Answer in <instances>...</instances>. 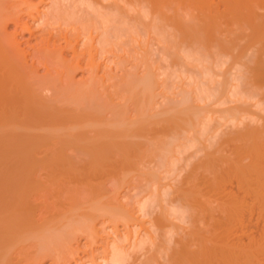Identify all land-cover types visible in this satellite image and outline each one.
Returning <instances> with one entry per match:
<instances>
[{"label": "bare ground", "instance_id": "6f19581e", "mask_svg": "<svg viewBox=\"0 0 264 264\" xmlns=\"http://www.w3.org/2000/svg\"><path fill=\"white\" fill-rule=\"evenodd\" d=\"M100 1H102V0H100ZM103 1H110V3L106 4V6L103 5V7H104L105 11L108 10L107 12L112 18L111 23H113L114 25L112 24V27L109 29H107V27H106L105 32L100 35V37H99L100 39L97 38L99 41L98 40L95 41V42L98 41L97 45L99 44L98 45V47H100L99 50H102L103 52H105L104 50L108 51V49L110 50V48H113V46L118 47V44H120V45L122 44V48H123V46L126 45V44H123L125 41L123 43H119V42L121 40L120 38L124 37V35H126L123 32H126L125 30L127 28L124 30V29H122L123 27L121 28L120 26H117V25H121V26L126 25V24L128 25L130 22H132L130 24V25H132V29L130 26H128V27L130 28L129 31L132 30L135 32V34L133 32H130L128 34V29L126 32L128 34L126 36H129V37H130V34L132 35V33H133V36H131L132 39H130V41H132L133 43H134V41H136V37L138 36L137 34H139L138 33L139 30L140 31L142 30L145 33V40H146V35H149V39H148L149 41L148 40L145 41L146 43L148 42L147 44H143L144 42L142 43V40H140L141 42L138 40V42L145 45L144 47L142 46V44L140 46L141 47L140 50L142 49L141 51L143 52V53H141V55H142L141 59L144 57L143 55H145V54L148 55L150 53H151L150 55L152 57V51H150V49L147 45L153 46V43H155V41H156V44L159 43L161 45L160 46L158 44L160 46V49H161L160 51H162V49H164L163 51H167L169 53V55L167 54L168 55L167 56L165 54L167 52H164L165 56L168 57V61H169L170 57L171 58L173 57L172 59H175V60L171 59L172 63H174L173 65L177 66V64H179L182 68V69L180 68L179 70H182V71L184 70L186 72V74L190 73V74L198 77V78L196 77L198 81L197 80L195 81V79H194L195 77L191 78V76H189L191 81L193 80L194 83L196 82V87H194L195 85L193 87L195 88L194 91L196 90L197 94L199 96V97H197V96L193 97V95H192L191 100L193 98H198L197 101L200 99L201 101L203 100L204 102H205V100H207V101H209V100L214 101L215 100L216 103H219V105L220 104L222 105V103H224V105H225L226 102L228 105L231 102H233V103L237 104V106H234L231 108L229 107V109L227 108V110H225V111L223 110V113H224L223 115L222 114H220L221 116L218 115L219 120L224 121L225 124L229 123L231 125V127H233V129L230 130V132H228L229 131V129H228L227 133H225L226 130H224V129H223L225 131L224 133H222V131H220V134H219V131L215 132V131H217V129H220V127L218 128V126H220V124L218 123L217 128H214V129L212 128L213 134H209L210 129H208L207 122H206V120H209V118H208L209 116L207 117V119H206V116H203V115H200L199 116L200 118L197 117V115L195 114V112H196L195 108L196 107H194V105L192 103L191 104L193 106L190 105L189 107L194 108V109H191V111L193 110L194 116L191 115L192 112H191V114H189L190 113L189 111H187L188 114L186 116L189 117V115H190L193 118H195V117H197V119L199 118L197 121H196V119L194 120V121H196L195 122L196 124L192 123V121H193L191 119L192 117L191 118L189 117L188 119L182 118L183 114L181 116L178 115L181 118V119L178 118L179 122H176V121H178V119L173 118V117H169L166 120L167 122L166 121L164 122V125H165V123L166 124L168 123V125H170V126L172 125L171 124L172 122L177 123L178 124V126L176 127L177 131H178V127H180V126H181L180 129L184 126L182 128V130L184 129L183 132L185 130L188 131L187 129H189V127L187 128V126L185 127V125L181 123V121H183V123L190 124L192 127H194V125H195L197 128V125H198V132H200L202 134H204V132L206 134V132H207L208 135H205V134H204L205 136L203 135L204 138L206 136H208L206 140L204 138H202L201 135L198 136L199 138H197V137L189 138L186 136L187 138L190 139V141L187 140V138H185V140H183V141H186L185 143H187V144H185V143L184 144L190 145L191 144L190 142H192V144L190 146H186L187 148L182 143L181 144L183 145V147H182V145L179 144V146L183 148V150L181 152H185L187 149H189L188 147L196 148L195 146L197 143L195 144V146H193V141H194V143L198 142V140H200V137L202 138V140L204 139L206 141L204 143L207 146H209V148L211 147L213 149V147H212L213 145H215L216 147L213 151L209 150V148L205 149L206 146H204V148L201 151H200V149L197 150L199 152H202L203 159L201 157H199L200 161H199V165L198 166L196 165L197 167L195 165H194V167H192L193 164L192 165L190 164L192 168L189 166L191 168V170L188 168L189 172H187V173L185 172V170L187 168L186 169L184 168L185 170H183V171L186 174H184V177L182 175V178H181L182 180H180L179 182H177V180H176L177 184H179L177 188L175 187L176 189L173 186L171 188L170 187L171 185H167L168 186L167 188L164 187L162 190H159L158 188L161 185L160 184L161 182H160L159 183L160 185L157 188L160 191V193L157 192V194H156V191H158V190L155 187V189H156L155 194H154V192L152 194L153 197L156 195V198H157V199L155 198V200L152 198L155 201V202H153L154 206H155L156 202H157L156 203L157 207L159 204H162V208L160 207L162 212L160 211V208L158 207L160 213H158L156 215L157 218L154 216L155 217L154 223H153V225H150L151 227L152 226L155 227L154 228L155 230L153 231V233L155 234V238H154V236L152 237L153 234L149 235L152 232H150V233L148 232L149 234L147 233L148 235L145 236L144 239L142 238V240L137 241V243L136 242L131 243L130 249L132 251L129 249L130 250L129 252H127L128 250H126L125 248H122L120 246L118 247V245H116V244L119 241L116 240V238H115L114 240L118 241V242L110 244V246H109L110 249L106 250V253H105L106 256L104 257V259L101 258L102 260H100V261H102V264H128L132 260V259H130V257H131L130 252L132 253L134 251V253H135V250L138 251L140 249V250H145L147 252L146 256H145V254L142 255V253L140 252L141 255L143 256V259L142 258L136 259L139 257H136V258L134 257V260L131 262L132 264H158V263L160 264L161 262H162V264H163V262H166L167 264H168V262L170 264L171 263L173 264L180 257L188 258V263L190 262V259H198V261H200V262L202 260L203 264H207L210 256L212 257L214 254H216L214 256L218 255L215 258L213 257L215 259L214 261H217V262L219 261V259H220L219 254L224 255L223 257H225V256L228 257V254H229V258H230V256L234 255L235 258L234 257H231V258L238 260V261L236 260L237 262L235 261L236 262L235 263L234 260L232 259L233 260V262H232V260L230 258L229 259L230 263L241 264L240 262L243 259H240V258H242V257L245 258L248 255H250V257L252 256V254H250L252 249L250 250V248H249V251H248V247H251V245H253V244L260 243L259 241H261L260 237L257 238V240L255 239L257 242L254 240H252V241L250 240V238L252 237V236L250 237V234H252V233H250V230L252 227V223H251L252 217L254 216L253 213L256 211L257 220L260 219L261 222H264V116H262V114L257 115L256 113H252L251 112L252 110H250L249 107H247V108L243 107V106H246V105H243L246 100L256 98L257 101H255V104L251 105V107L253 106V108L255 107V109L256 108L260 109L259 112L264 111V15H260L257 12H255L257 10L255 7L258 6L260 3H258V5H255V7H254V4L257 3V2L254 3L255 0L254 1L253 0H249V1L244 0L245 2H242V3H246V2L248 3V2L253 1L251 4L253 7L251 5H249V8H246L245 6H247L246 5L247 3L246 4L241 3L242 5L240 4V7L242 6V8H244L243 10H245L243 12H240L241 9H238L239 7L237 8L235 6H234L235 10H234V8L229 9V7L232 6V3L234 4V0H226L225 5L221 3L222 5L221 4L220 5L222 7L225 6V8L227 10L225 8H224L225 10L222 8V10H224V11H222L223 13L221 12L220 17H222L224 19L226 14L224 16H222V14H224L225 11H226V13H227V11H229V15L234 17V18L232 17V19H236V21H237V23L235 22L237 25H235V23H233V22L231 23V21L228 22L226 20L227 17H229V15H228L225 19L226 22L229 23L228 28L230 26L231 27H236V26L238 27L239 26L241 29V32H242V29L243 30L247 29L248 32H250V33H247V31L245 30L246 31L245 33L248 35L245 34L244 36H241V33H239L237 31L238 29L236 30L237 34H236L235 29H234V31H235L234 35L235 34L237 35V36L236 35L234 36L235 38H233V39L228 38L227 40L226 39L222 40L224 38L223 35H225V38H226V36L230 37L231 35H230V33H223V34L220 33V35H219V32L221 31V30L219 31V29L223 28L222 21H221V23L219 22L220 18L216 20L217 23H216V21H214L213 18L211 21L210 20L211 17H208L209 20L207 18H205V19L203 18L204 20L197 22L198 20L197 21L194 20L196 17V14L191 13L194 11V12L199 14L198 16H201V15L206 16L207 14L212 13V15L215 14L214 16L215 17L217 16V18H218L219 16L217 15V11H214L212 9V7H213L212 4L215 5V0H214V3H213V0H159L157 2L155 0L156 3H152V1H150V0L149 1L144 0V2H147L148 5L145 3L141 6H140V3L141 4L144 3V2H141L142 0H140V1L139 0H103ZM137 1L140 3L138 4ZM257 1L258 2L262 1V3H264V0H257ZM73 2H74V0H39L38 3H35L34 0H12V1L0 0V264H42V262H44L45 260L47 261V259L50 260L52 264H71L72 255L75 252H76L75 254H77V252H78L75 246L73 248L72 244L74 242H72V240L76 241V239H77L76 236H79V235L81 236V234L85 233V232L89 233V236L85 235V236L89 237V238L86 237L87 240L88 239L93 240L94 238L98 239L97 237H91L92 235H94V234H92V233H94V229H96L93 226V225H95L93 222L95 221L96 217L99 218L101 216L100 214L103 215V213H104L103 207L105 206V205L103 207L99 206L100 201L96 205V203H97L96 200L98 199V198L96 199V197H98L99 192L101 190H99V192L97 193V196H95L93 199H91V198L93 197L94 192L91 194L89 193L90 195L89 194L87 195V197L88 196H92V197L87 198L86 195L85 196L83 195V194H86L85 192H87V190H89L88 192H91L89 187H87L88 189H85L86 187H84V185H83L82 186L83 190L80 191L81 189H79V188L81 187V185L77 182L81 183V181H82L81 176H83V175L81 172L82 167L80 168L81 169L80 170L79 166L75 162L76 157L80 158L82 156L83 157L85 156V158H88V160L85 159L86 161L80 160V163L85 162V164L83 163L84 165H86V163L88 162L87 164H88L89 169L86 170V173H87V171H88V173L84 174L85 177L88 174H91L92 176H97V175H93L92 172L93 173L95 172V174H96V172L98 173L99 169H100V171L102 169H104V172H106V170L108 171L110 169V170H112L111 171L112 175L114 174V172L117 171V169H118V171H119V169H123L124 171H122L121 173H118V171L115 173V174H120V176L116 177L117 175L116 176L114 175V178L116 177L115 180L119 178L118 183H120V184H122V182H120V180L122 181L124 179L125 174L127 172H130V171L135 169L136 163L134 160L137 159L138 157H139V159H142V157L140 158L142 151H141V154L139 152V154H140L139 155L138 150L139 149L141 150L143 148H141L138 144L134 143V141L131 142V140L129 138L137 137V138H135V139H137V141H135V142L138 143V139H140V138L142 139L141 136H144V134L146 133V128L148 127V126H146V124L148 123V121L146 123L142 118L148 113L147 110H148V107L151 106L152 100L153 101L155 100V99H152L153 98V92H154V91H152V84H153V86H156V88L154 87L156 90L159 89V88H157L158 85H159V87H161L160 86L161 84H158L159 83L158 79H157L158 77L156 78L157 80H155V79L152 80V78H155V77H153V75L155 76V73H154L155 71L153 72V70H154L153 66H151L153 70L152 71L149 70L151 72V75H150L149 71H148L149 74L146 72L147 71L146 66L147 65L149 66V64H148L149 61H146V60L150 56L146 59L143 58V61L145 59L144 62L140 59L143 62L142 64L147 62L146 64L143 65V68L146 65L145 66L146 71H144L145 74H143L144 72L142 73L143 75H146V73H147V76L143 77V75L140 74L139 76H142V78L141 77L136 78L138 73L137 72L135 73V71L133 72V68L131 67V68H129V69H131V71L130 70H128V71H130L131 73L133 72L134 75L129 73V72L127 73V71H125L124 74H126V75H124L125 76L124 79L121 80V84L116 83L117 84L116 87L119 86L118 89H120V94H122V95L125 94L123 97L126 96L125 97L126 101L122 97L121 100H116L115 102L113 101L114 103H112V101H110V100L113 97V94H112L113 91L110 89V90H108V92L109 91L111 92L112 97H110L109 98L110 100H108V98H107L108 96H106L105 99H107V101L104 102V98L102 99L101 96H99L98 94H100V92H101L102 93L101 95H104L105 90H103V88H102L103 91H100L101 88L98 89L99 91L97 90V88L101 87L100 80H97V82H99V83H97L96 85L92 84V85L96 86L95 89L93 88L94 86H92L87 81H85V83H81V84L75 82V84H74L72 81V80H74L72 75L74 73L77 74L76 73L77 69L81 70V68H82L81 65L83 63H85L84 64L85 67L83 68V70H85V68L87 69L85 71H88V69L89 70L94 69L95 64L97 65V68L99 67L98 66L99 63L98 64L95 63V60L97 59V57L94 58V54L91 52L92 50H94L93 52L95 53L97 48L95 47L92 49V47H93L92 41H94V40H93L92 36L90 35L91 33L89 34V32H87V30L89 29L87 27H90V26H88V24L85 23L86 20L84 19V17H86L87 14H84V12L86 13L87 9H92L94 6L99 5V3H101V2H99V0H78L74 3ZM77 2H79L78 5L76 4ZM222 2L224 3V1H222ZM240 2H241V0H240ZM240 2H237V3H240ZM262 3L257 7L258 9L262 5ZM181 4H182V6L185 5L186 7H183L184 8L183 9L181 7ZM216 4L219 5L218 3H216ZM243 5H245V6H243ZM75 6L76 7L80 6V8L82 7L81 11H79V12L76 11L77 8H79V7L75 8ZM101 6H102V3H101ZM215 7H217V6H215ZM165 8H167V9H169V11H171V12H169V11L166 12V13L171 14L170 18L172 19V20L171 19L169 20L171 23L170 28L168 27L169 30L167 28L168 23L166 26L164 23V22H168V21H166L167 19L165 21L163 20L164 26L162 24H160V23H162L161 18L162 19H163V17L166 18V16L164 15L165 14L164 11H167V10ZM236 8L238 9V11ZM181 9H183V10H181ZM217 9H219V6L217 7ZM260 9H264V5H262V7H260ZM180 10L181 11L185 10V12H181ZM253 10H255V11H253ZM89 11L90 10H88L87 13H89ZM134 11H135V14L133 13ZM220 11H218V12H220ZM130 13H132L134 15H132V14L130 15ZM80 14H82L83 17L80 16ZM190 14H192V16L195 15V17L194 18L188 17V16H190ZM218 14H220V13H218ZM89 15H91V12L89 13ZM106 15H107V13H106ZM160 15L161 16L164 15V16L160 17ZM91 17H92V15H91ZM98 17H99V15H98ZM148 18H150V19H148ZM86 19L88 21V18H86ZM29 20H31V22H33V24L37 23V25H39V26L40 25L44 26V28H46L44 30L45 33H42L40 36H38V35L35 36L33 29L28 24ZM83 20H85V21H83ZM104 20H106V19H104ZM114 22L117 23V25H115ZM9 23L10 24L12 23V25L14 26L13 32L7 31ZM91 23L89 22V24H91ZM217 24H221V25H219L218 29H217V27H218ZM230 24H232V25H230ZM75 25H77V26L82 25L81 26L82 30L77 29V26L72 28V26H75ZM106 25H107V23H106ZM53 26L54 27L58 26V28H59V29L57 28L58 30H56V28H55L54 29L55 32H57V31H59L57 33L63 32L62 34H60V36L57 35V33H56L57 38L55 37L56 35H54L55 33L54 34L52 33L54 31L52 28ZM83 26L86 27V30H85V28L83 29ZM92 26H94L93 23H92ZM161 26H163V27H161ZM50 27L52 29H50ZM63 27H65V28H63ZM224 27H225V25H224ZM61 28H63V29H61ZM163 28H165V30ZM64 29H66L67 31ZM68 29H70L71 31L73 30L74 32H72V33L73 34L76 33V35H78V33L80 35L81 34L80 32H83V30H84L86 34L84 33V34L80 35V37L81 36L85 37L87 35V33L91 36V38L89 35L87 36L88 40L90 38L89 42L86 39L87 37L85 38V40H87V42L84 40V37L82 39L83 42L85 41L84 42L85 44L83 43L85 48L86 49L88 48L85 53H83V52L78 53L77 48H75L72 45L73 43L79 41V40H77V38L79 39V37H77L76 35L74 36L71 32H69L70 30L68 31ZM225 29H226V27H225ZM225 29H224V32H225ZM79 30H80V32H78ZM88 31H90V30H88ZM170 31H172V32L175 31V32H173L174 33L173 34V33H170ZM22 32L28 33V35H29L28 38L35 39V43L33 42L34 44H32V43L29 44L26 41L27 43H25V45H27V46L25 48H22V43L20 42V40H18V35H21ZM66 32L67 33L69 32V34H67ZM217 32H218V34H217ZM229 32H231V31H229ZM70 33H71V35L74 36V38L76 37L75 39L77 41L73 40ZM231 34H233V33H231ZM238 34H239V36H238ZM68 35H70V37L72 38L71 40H73L74 42L70 41V37ZM67 36L69 39L67 38ZM134 36H136V37H134ZM139 36L137 37V39H139ZM177 37H179L178 38L179 41L176 40ZM220 37H222V39H220ZM232 37H233V35H232ZM244 37H245V39L247 38L246 39L247 41H249L251 43L253 41L254 43L248 44L246 46H242V44L243 45L245 44ZM125 38H128V37H125ZM147 38H148V36H147ZM238 39L239 40L241 39L239 45L237 44V42L239 41ZM236 40H238V41L236 42ZM60 41H63L64 45H61L60 43H62V42H60ZM130 41H128L129 45H130ZM243 41H244V43L241 44V42H243ZM88 43H90V44L88 45ZM184 44L189 45L188 50L184 49V47H183ZM74 45H77V44L75 43ZM86 45H88V47H86ZM93 45H95V44H93ZM131 45H132V43H131ZM180 45L183 48L180 47ZM188 45H187V47H188ZM258 45H259V47H257L258 48L257 49L256 46H258ZM159 46H157V47H159ZM132 47H133V45H132ZM132 47H131V49H132ZM252 47L255 49L252 50L251 49ZM143 48H145L146 50L145 49L143 50ZM81 49H83V48H81ZM113 49L116 50L118 48H113ZM128 49H129V47H128ZM64 50H69V52L71 51L69 59H67L68 55H66V57L64 56V53H63ZM102 51H100L99 53H101ZM163 51H162V53H163ZM97 52H98V50H97ZM138 52H139V49H138ZM145 52H149V53H145ZM101 55L105 56L104 54H101ZM95 56H97V55L95 54ZM137 62L139 63V60L136 61V64H137ZM150 63H152L151 60H150ZM164 63H166V62L164 61ZM227 63L229 65V68H227L228 70L224 71L221 74L220 73L217 74V72L215 70L222 68V66L223 65L225 66V64L227 65ZM132 64H134V63H132ZM136 64H134V65H136ZM139 64H141V62ZM139 64H137V65H139ZM88 66H89V68H88ZM117 66H119V65H117ZM121 66H122V64H121ZM136 66H133V67H136ZM149 67H148V69H151ZM171 67H173V66L171 65ZM39 68H41L43 70V74L39 75ZM177 68H179V67H177ZM173 69H175V67ZM134 70H136V69L134 68ZM90 71H88L89 72L88 75L90 76L91 74H93L95 76L96 73H93L94 70L92 72H90ZM95 71H97V70H95ZM182 71H179V73H182ZM184 71H183V73H185ZM102 72H103V70H102ZM152 72H153V74H152ZM83 76H84V74H83ZM89 76H87V77H89ZM91 76L89 77L90 81H92V79H90ZM156 76H157V73H156ZM168 76L171 77L172 75L171 76L168 75ZM218 76H219V78H221V81H216V79H217L216 77H218ZM120 77H122V76L120 75ZM169 77H167L166 79H168ZM92 78L94 79L93 81H95V82H91V83H96L95 77L92 76ZM98 78L102 79L100 77H98ZM178 78H179V76H178ZM87 80H88V78H87ZM168 80H170V78ZM81 81H83V80H81ZM153 81L156 85L153 83ZM156 81H157V83H156ZM167 81H165V82H167ZM77 82H80V81H77ZM165 84L167 85V83H165ZM98 85H100V86H98ZM170 86L172 87V83ZM110 87H112V89H113V86H110ZM169 87H166V88L169 89ZM183 87H184V85H183ZM185 87H187V86H185ZM168 89H166V90H168ZM113 90L116 91V88ZM163 90H165V88L162 89V87H161L162 93L164 92ZM96 91H98L99 93ZM182 91H184V90H181V92ZM45 92H47V94H49V95L45 96V95H47V94L44 95ZM157 92H156V94H158ZM114 93L118 94L117 91ZM108 94H110V93H108ZM116 94H114V97ZM193 94H195V93H193ZM161 96H163V95H161ZM164 96L166 97V95H164ZM180 97H182V95ZM185 97L189 98V95L185 96ZM116 98L118 99V97H116ZM191 100L186 99L185 101H187V102L183 101L182 103H179V105L181 106V104H183L182 106L185 107L187 104V106H188L189 105L188 102H190ZM195 100L196 99H194V101ZM200 100H199V102H200ZM117 101H119V102L125 101V102L124 103L122 102L121 105H118L116 103ZM128 101H130L129 103L133 104V105L132 104L130 105L133 107L129 106L130 109L131 108L133 109L135 107V110L133 109L132 111H135L134 115H136V116L131 115V117H133V116L136 117V121H132L129 119L130 116L128 117V115H129L128 113H130V112H128V110H130V109H128V108H126L127 110L124 109V106H126L125 103L126 102L128 103ZM213 101H212V103H214ZM212 103H210V105ZM123 104H125V105L123 106ZM177 104H178V101H177ZM177 104H176V110L177 111L180 108H184L182 106L178 107ZM227 105H226V107H227ZM241 105H242V107H241ZM60 106H62L63 108H60ZM68 106H71V109L68 108ZM127 107H128V104H127ZM207 107H209V106H207ZM190 108L187 107V109H190ZM168 109H165L164 111L166 112ZM211 109H212V107H211ZM151 110H152V108H151ZM104 111H107L109 113L110 118L107 119L104 117V115H103ZM153 111H154V109H153ZM156 112H158V111H156ZM169 112H170V109H169ZM183 112H184V110H183ZM183 112H181V113H183ZM259 112H258V114H259ZM162 113H163V111H162ZM171 113L173 114V111H171ZM209 113H213V112H209ZM215 113H216V111H215ZM155 115H154V118L157 117V115L156 116ZM201 116L204 118L201 119ZM134 117H133V119H134ZM157 118H159V117H157ZM150 119H151V117H150ZM246 119L249 121L250 124L247 123L248 121L245 122ZM156 120L153 119L152 122L154 123V121H156ZM199 120H202V121H199ZM150 121H149L150 124H147L149 126L151 125ZM213 122H215V121H213ZM153 123H152V125H154V127L158 126L157 124L155 125ZM156 123H158V122H156ZM209 123H211V121ZM179 124H181V125L179 126ZM214 124H216V123H214ZM164 125H162V126H164ZM211 127H212V125H211ZM162 128L164 129V127H162ZM222 128H221V130H222ZM147 129H149V128H147ZM166 129L168 130V128H166ZM180 129H179V132L182 133L181 132L182 130L180 131ZM193 129L195 132H197V130H195V128H193ZM199 129H200V131H199ZM206 129H207V131H205ZM156 131H158V130H156ZM177 131L173 132L175 134H173V133L172 134L176 135ZM154 132H155V130H154ZM169 132H170V129H169ZM195 132H190V133L192 134ZM198 132H197V134H198ZM157 134L159 136V133H157ZM192 135H195V134H192ZM138 136H140V138ZM179 136L181 138V134H179ZM146 138H147V136H146ZM154 138L158 142L159 139H157L156 137H154ZM172 138H170L171 142H173V141L176 142L175 139L178 137H176L175 139H174V137H172ZM128 139L130 141H128ZM143 139H144V137H143ZM202 140H200V142H201L200 148H201V145L203 143ZM140 141L141 140H139V143L140 144L142 143V145H143L144 141L143 142H140ZM165 141H166V139H165ZM180 141H181V139H180ZM145 142H146V139H145ZM148 143H150V142H148ZM151 143L153 145V142H151ZM151 143H150V145L147 144L148 146H150V148H152ZM166 143H168V141H166ZM188 143H190V144H188ZM166 145H168L167 148H170V149L172 146H174V144H172L170 146H169V144H166ZM176 145H178V144H176ZM148 146H146V147H148ZM179 146L177 147L178 149H179ZM198 147H199V144L197 145V148ZM177 148L175 147L173 149H177ZM173 149H172V151H173ZM178 149L176 150V152L178 151ZM184 149H185V151H184ZM147 150H149V148ZM167 150L166 151L164 150V151L167 153H170ZM207 150H209V152ZM197 151L195 150L194 153ZM181 152L179 154V151H178V153L175 154L176 155L175 157L177 158V155L179 154V156H178V158H179L182 155ZM218 152H225V154L227 153L228 155L216 157L215 154ZM143 153H144V151H143ZM172 154H173V152H172ZM189 154H187V155H189ZM168 155H165V157L163 156L164 159L166 157L168 158L169 157ZM195 155H196V153H195ZM153 156H154V154H153ZM153 156H150V158H153ZM157 156H160V154ZM171 156L173 157V155H171ZM163 157H162V159H163ZM175 157H173L174 160H172L174 162V164L176 161ZM182 157H180V158H182ZM191 157H193V155ZM191 157H190V159H191ZM180 158H179L180 161L178 160L177 163H179V162L181 163ZM188 158H189V156L187 157V159ZM139 159H137V160H139ZM158 159H160V158H158ZM195 159H197V158H195ZM195 159L193 161H195ZM201 160H203V161H201ZM158 161L160 163L161 159ZM164 161H162V163L164 162V164L168 166L169 163L167 162L168 164H166V159ZM189 161L190 160L188 159L186 166H187V164L189 165V163L192 160L190 162ZM193 161H192V163H193ZM173 162H172V164H173ZM184 162H185V160H184ZM175 165H174V168L177 167V164H175ZM159 166H162V165H159ZM184 166H185V163H184ZM184 166H182V168ZM83 167L85 168V166H83ZM200 167L202 169H200ZM161 168H164V166H162ZM197 168H199L201 171L204 169L205 172H207L210 175V177H212V178H210L208 175L205 178L206 174H203L205 176L203 178L202 185L205 187V190H204L205 194H206V190H207V193H208L207 195H209L208 191H211V189L212 190L216 189L215 192H217V197L214 198V201L216 202V203H214V206H216L217 204L218 205L216 207L217 209L216 208H214V209H216L215 212H217V214L222 215L224 213L223 215L229 216L230 213H232L231 211L233 209H235L234 206L237 203L241 202V203L245 204V207H244L245 209L242 207L240 209L244 210L246 212V214L249 215V216L247 215V217H250V218L248 220H245L244 222H241V226L239 227L240 228V231H239L240 235L239 236L234 235L235 230L232 229L231 230L232 232L230 231V229L232 228V227H230L231 225L226 227L227 232H231V234L229 233V234H226L224 236L222 235L223 233H220V231H219L220 228L216 229L219 231L220 234H216V232L213 231L214 230L213 226L210 225L211 227H208L209 224H211L212 222H213L212 225L214 224V222L216 223L215 225H217L219 221L223 222V218H221V216L219 217V215H217V217L215 216L216 219L218 218L217 220L216 219H214L213 221L209 220L210 217H212L210 214L211 213L210 211H209V213H207L208 209H209L207 207H209V203H210L209 198L206 197L207 195L204 196V194H201L204 197V199H203L204 201L201 202L200 200H202V198L199 194H197L199 191L196 192V190H198V188L200 187V183H195L197 178L200 179V177H199L200 174L199 175H197V174H198V172L201 173L200 170L197 173H193V172H195V169H197ZM137 169H139V167ZM171 169L173 170V167L170 168V172H171ZM110 170H109V172H110ZM179 170L181 172H183L181 168ZM84 171H85V169H84ZM109 172H107L106 175L111 174ZM132 172L135 173V171H132ZM159 172H158V174H159ZM102 173H103V171H102ZM98 174H100V173H98ZM130 174H133V173H130ZM130 174H126V177H127V178L125 177L126 180L128 178H131V177H129ZM158 174H153V172H151V174L149 173V177H152V178L155 177L156 178L158 176ZM173 174H171V175H173ZM194 174H196L197 177H194ZM171 175H170V177H171ZM92 176H90L89 178H91ZM179 176H181V174ZM172 177H174V176H172ZM223 177H225V180ZM89 178L86 177L83 179V181H85V179L86 180L88 179L86 182L89 183L91 180ZM149 179L151 180V178H149ZM149 179H148V181H149ZM140 180H141V178H140ZM143 180L145 181V179H142L141 181H143ZM156 180H157V178H156ZM193 180H195V182ZM218 180H220L223 183L221 184V182H219ZM105 181H107V180H105ZM86 182H84L85 185L87 184ZM91 182H93V181H91ZM128 182H127V184H128ZM138 182L140 183L139 180H138ZM157 182H158V180H157ZM165 182H168V181H165ZM69 184H71V185L75 184V185L69 186ZM78 184L80 187H78ZM97 184H98V182H97ZM108 184H109V182H108ZM155 184L153 183V185H155ZM198 184H199V187H198ZM117 185H119V184H117ZM157 185H158V183H157ZM172 185H175V184H172ZM233 186H235L234 187L235 189H233ZM118 187H121V185H119ZM135 188H136V186H135ZM207 188H210V190H208ZM143 189L146 190V188H143ZM232 189L235 192H233ZM83 191H85V192H83ZM146 191L148 192V190H146ZM202 191H201V193H204V191L203 192ZM236 191H237V193H236ZM101 192H100V195L102 197L103 194ZM151 196L148 195V197H151ZM118 197H119V195H118ZM85 198H86V200H85ZM93 200H95L96 203ZM150 200H151V198H150ZM91 201L94 202V203H92L93 206H94V204L96 206L91 208V210H90L89 209L90 207H88V205H89V203H91ZM84 202L86 203V205L88 203V205L86 207H83V205H85ZM117 202H120V201H117ZM147 202H149V201L147 200ZM147 202L143 203L141 209H138V210H140V212L143 211V209L146 205H148ZM189 202L190 203L192 202V204L194 203L195 205L198 203L197 205L198 206L201 205V208H202V206L204 208L206 207L205 212L207 214H206V216L205 215L204 216L206 218L208 217L206 220H208V222L210 221L211 223L207 224L208 226H206V227H208V228L203 229V231H204L203 234L201 233V231L199 232L200 235L199 234L197 235V233H196V235L193 234V231L197 232L199 229L202 230V228H201L202 226L199 227V225H198L199 223H197V225H195V227H198L199 229L195 228L197 230H194V226L192 223L193 220H191L190 222L188 221L190 219V215L192 214V211L195 212L197 210V208L199 209V207L196 205L197 206L196 210L191 209L192 211H189V214H188V211H187L188 207L186 209V205L188 206ZM185 203H187V204H185ZM103 204H105V203H103ZM103 204H101V205H103ZM144 204H146V205H144ZM152 204H150V202H149L148 206L152 207ZM114 205L117 208L119 207L116 204H114ZM113 206H111V208ZM190 206H191V204L189 205V208L194 207V206H191V207ZM219 206L223 207V211H222V208H221V210H218V209H220ZM241 206H242V204H241ZM82 207H83V209L84 208L88 209L89 214H90V211L91 212L93 211L96 213V215L98 214L100 216H98V215L93 216L94 215L93 212L91 213L92 215L91 214L89 215L86 211L85 212H79ZM113 208L111 209L112 216L110 215L111 216L110 218L112 220H113V218H115L114 219L115 222L119 221V220L121 221V220H123V218L125 216H127L124 213V208H121L122 210L121 209L117 210V209H115V207H113ZM237 208H236V211H237ZM131 211H133V210H131ZM220 211H222L223 213ZM236 211H234V213L231 214L233 217H235L234 215H237V213L235 214ZM197 212H196V214H197ZM218 212H220L222 214H220ZM239 212L240 211H238V213ZM142 214H144V213H142ZM223 215H222V217H224ZM186 216H188V217H186ZM226 216H225V218H226ZM238 216L239 215H237L236 217H238ZM110 218H109V221H110ZM171 218L175 219L176 221L178 220L177 222L172 221L174 223H179L181 221L180 223L183 224V220H184V221H188L189 224H192V226L190 225L188 227V229L189 228L191 229V227H193V229L188 230L186 228L187 229L186 231H189V232H187L186 234L184 233V237H185V235H187V238H184L182 236L181 237L182 239L178 238L179 239L178 240L177 236H175L176 238H174V240L172 239V230L174 228L170 227V225L167 223L168 219L171 220ZM187 218H189V219L186 220ZM225 218H224V221H225ZM228 218H230V217H227V219ZM128 219H131V218L128 217ZM128 219H125V220L128 221ZM191 219H193V217ZM220 219H222V220H220ZM228 220H231V219H228ZM233 220L236 223L235 218L232 219L231 221H233ZM127 221H125V225H126ZM227 221H225V222H227ZM169 222L171 223V221H169ZM206 223H207V221H206ZM219 223H221V222H219ZM122 224H124V223L122 222ZM179 224H178V226H179ZM222 224H224L226 226L228 225V224H225L223 222V223H221V225L219 224L218 227L223 226ZM231 224H232V222H231ZM234 224H232V225L234 226ZM235 225L237 228L238 227L237 224H235ZM122 226L124 227V225H122ZM258 226H259V224H258ZM125 227L127 228V225ZM111 228H114V227H111ZM179 228H180V226H179ZM209 228L213 229L212 233H210L211 230H209ZM224 228H225V226H224ZM236 228H234V229H236ZM256 228H258V227H256ZM259 228H261V227H259ZM177 230H179V229H177ZM182 230H183V228H182ZM184 230H185V228H184ZM129 231L130 230L128 229V232ZM225 231H226V229H225ZM78 232H80V233L82 232V233L80 234ZM128 232H127V234H128ZM239 232H238V234H239ZM256 232H257V230H256ZM76 233H78V235H76ZM90 233L92 234L91 236H90ZM262 233H264V232H262ZM204 234H206V235L209 234V235L206 236ZM83 235L84 234H82V236ZM117 235H119V234L117 233ZM143 235H144V233H143ZM190 235L192 236L191 239L189 238ZM193 235H195V236H193ZM262 236H264V235L261 234V237ZM120 237H122V236H120ZM158 238L160 240H162L161 242L163 243V244L160 243V244H162L161 245L162 247L161 246L158 247V248H161L162 250L161 249H158V250L163 252L164 254L160 252L159 255L158 254L156 255V253H159V252H157L158 250L156 248L157 247V245H156L157 241H160V240H157ZM252 239H254V238H252ZM128 240H129V238L127 239V241ZM127 241H126V243H127ZM250 241H251V243L253 241L255 243L251 244ZM121 242H119V243L122 244ZM262 242H264V241H262ZM249 243L251 244L250 246H249ZM88 244H90V243H88ZM172 244L177 245L178 248L177 249L173 248L175 245L172 247L171 246ZM192 244L194 247L196 245V248H194V250H191V248H189V247H192ZM108 245H107V247H108ZM145 245L146 246L148 245L150 247L147 246L145 248L144 247ZM158 246H159V243H158ZM261 246H262V244H260L256 248L264 247V246H262V247ZM68 247H71L72 249H70V250H72V251H69ZM154 247H155V249H154ZM254 247H255V245H254ZM254 247H253L254 250L252 251V253H254V251L256 249ZM64 248L68 249V251L66 250L67 252L65 251V253H64ZM147 248H149V250H146ZM74 249H76V250H74ZM78 250H79V248H78ZM257 250L262 251L264 249H257ZM73 251H75V252H73ZM247 251H248V253H247ZM256 251H255V254L259 253L258 251L257 252ZM84 253H85V251H84ZM262 253H264V251H262ZM240 254L241 255L243 254V256H241ZM161 255H163V256H161ZM239 255H240V258L238 257ZM73 256H75V255H73ZM93 256H95V255H93ZM157 256H158L157 259L160 260L159 262L156 259ZM160 256H161V259H163V261L160 259ZM253 256L255 257V255H253ZM77 257H78V255H77ZM252 257L250 260H252ZM216 258H218V260ZM94 259H95V257H94ZM206 259H208V260H206ZM222 259H224V258H222V256H221V261H222ZM227 260H228V258H227ZM254 260L257 261V259L253 258L252 264H255ZM185 261H187V260H184V262ZM192 261L193 260H191V262ZM203 261H205V262H203ZM212 261H213V259L210 258L209 263L210 262L212 263ZM214 261L212 264L215 263ZM245 261H247V258L245 259ZM249 261H247V263ZM88 262H90V261H88ZM96 262L93 261L91 263L96 264ZM181 262H183V259L181 260ZM184 262L182 264H188V263H184ZM225 262L221 263V264H230V263H227V261H225ZM250 262H249V264H250ZM193 263L194 262H192V264ZM74 264H76V262H74Z\"/></svg>", "mask_w": 264, "mask_h": 264}, {"label": "rangeland", "instance_id": "374dc122", "mask_svg": "<svg viewBox=\"0 0 264 264\" xmlns=\"http://www.w3.org/2000/svg\"><path fill=\"white\" fill-rule=\"evenodd\" d=\"M10 1H12V0H10ZM38 1L39 0H34V2L35 3H38ZM76 1H78V0H74V2H76ZM140 1V0H139ZM146 1V0H145ZM147 1H149V0H147ZM150 1H152V3H156L157 1H159V0H156V2H155V0L153 1V0H150ZM222 1H224V3L222 2ZM225 1L226 0H215V5L214 4H212V9L214 10V11H217V15L219 16L218 18H217V16L215 17L214 15L215 14H213L212 15V13L211 14H207L205 17L204 16H198L199 14L198 13H196V12H191V13H195L196 14V17H195V15L194 16H192V14H190V16H188V17H195V21H197V22H199V21H202V20H204L205 18H207L208 20H209V18L208 17H211L210 18V20L212 21V18L214 19V21H216L217 19H219V22L221 23V21H222V26H223V28H220L219 29V35H220V33L221 34H223V33H230V37L228 36H226V38H225V35H223L224 36V38L222 39V37H220V39H222V40H224V39H228V38H235L234 36L237 34V31L239 32V33H241V36H244L246 33V31H247V33H250V32H248V30L247 29H242V32H241V29H240V27L238 28L237 26L236 27H229L228 28V26H229V23H227L226 22V20L228 21V22H230L231 21V23L233 22V23H237V21H236V19H232V17L233 16H231V15H229V11H227V13H226V11L224 12V14H222V16H224L225 14V17H224V19L222 18V17H220L221 16V12L222 11H224L226 8H225V6L224 7H222L221 5L222 4H224L225 5ZM245 1H249V0H245ZM244 0H241V2H240V0L238 1V0H234V4L232 3V8L231 7H229V9H233L234 8V10H235V7H239L238 9H241L240 10V12H243V11H245V10H243L244 8H242V6L240 7V4L242 3V2H245ZM254 1V0H253ZM252 1V2H253ZM73 2V3H74ZM99 2H101L102 3V6H101V3H99V5H97V6H94L92 9H87V12H88V10H90L89 11V13L91 12V15H92V17H91V15H89V13H85L84 12V14H87L86 15V17H84V19L86 20V22L85 23H87L88 24V26H90V27H87V28H89L88 30H90V31H88L87 30V32H89V34L92 36V38H93V40L94 41H92L93 42V44H95V45H93L91 42V44H92V49L93 48H97V50H98V52H97V50H96V52L94 53L93 51L94 50H92L91 52L94 54V58H96L97 57V59L95 60V63H99V67L97 68V65L95 64V67H94V69H88V71H90V72H92L93 70L95 71V70H97V71H93V73H96L95 74V76L93 75V74H91L93 77H95V79H96V83H91V82H95V81H93L94 79L92 78V76H91V78L90 79H92V81H90L89 80V75H88V71H85V70H87L86 68H85V70H83V68L85 67V63H83L82 65H81V70L79 69H77V74H73L72 75V77H73V79L75 80H72L73 81V83L75 84V82L76 83H79V84H81V83H85V81H87L88 83H90L91 85L92 84H94V85H96L97 83H99V82H97V80H100V85H101V87H99V88H97V90L98 89H100V91H103V90H105L104 91V95H101L102 93L100 92V94H98L99 96H101V98L103 99L104 98V102L105 101H107V99H105V97L106 96H108L107 98H108V100H110L109 98L110 97H112L111 95L113 94V97H114V94H116V93H114V92H116L117 91V93L118 94H116L115 95V97L113 98H111V100L110 101H112V103H114L116 100H121L122 99V97L125 95H122V94H120V89H118V87H116L117 86V84L119 83V84H121V80L122 79H124V75H126V74H124L125 73V71H127V73L129 72V73H131L130 71H131V69H129V68H133V72L135 71V73L137 72L138 73V75H137V77L136 78H142V76H139L140 74L141 75H143V74H145V72L144 71H146V69H145V66H144V68H143V65L144 64H146L147 62H145L144 64H142L144 61H145V59L146 58H148L149 56V60L147 59L146 61H149V66L147 65L146 67H147V73H148V71L150 70V71H152L153 69H152V67L151 66H153V68H154V70H153V72L155 73V76L153 75V77H155V78H152V80L153 79H155V80H157L158 79V84H161L160 86L162 87V89H164L165 88V90H163L164 92L162 93L161 92V87H159V85H158V87L157 88H159V89H155L156 88V86H153V84H152V91H154L153 92V98L152 99H155L154 101L152 100V104H151V106H149L148 107V110H147V114L142 118L146 123H147V121H148V123L147 124H150L149 123V121L151 122V127L149 126V125H147L146 124V126H148L147 128H149V129H147L146 128V133L144 134V136H141L142 137V139L140 138V136H138L140 139H138V143L137 142H135V141H137V139H135V138H137V137H132V138H129L130 140H131V142H133L134 141V143H136V144H138L141 148H143V149H139L138 150V154H139V152H140V154H141V151H142V154L144 155H140V158L142 157V159H139V157L137 158V159H139V160H137V159H135L134 161H135V163H136V165H135V169L134 170H132V171H135V173L134 172H132V171H130V172H127L126 174H130V173H133V174H130V176L129 177H131V178H128L127 180L125 179V177H126V174H125V177H124V179L121 181L120 180V182H122V184H120V183H118L119 181H118V179H116L115 180V178L116 177H118V176H120V174H115L117 171H118V169H117V171L116 172H114V174L112 175V170H110V172H109V170L107 171L106 170V172H104V169H102L101 171H100V169H99V171H98V173H102V171H103V173L100 175V174H98L97 172H96V174H95V172L93 173L92 172V174L93 175H97V176H92L91 174H88L86 177L87 178H89L90 176H92L91 178H89V179H91L90 180V184L89 183H87L86 181L88 180H86L85 179V181H83V179L84 178H86L85 177V175L84 174H87L88 173V171H87V173H86V170L87 169H89V167H88V162L86 163V165H84L85 164V162H82V163H80V160H83V161H86V160H88V158H85V156L83 157H80V158H77L76 157V159H75V162L77 163V165L79 166V169L82 167V170H81V172H82V175L84 176H81L80 178L82 179V181H81V183L80 182H77V183H79L80 185H81V187L79 186V184H78V187H80L79 189H81L80 191H82L83 189H82V186L84 185V187H86L85 189H88L87 187H89L90 188V191L91 192H88L89 190H87V192H85V191H83V192H85L86 194H83L84 196L86 195V197H87V195L90 193H93V197L92 196H88V197H92L91 199H93L95 196H97V193L99 192V190H103L101 193L103 194L102 195V197H101V195H100V192H99V195H98V197H96V199L98 200H96V202H95V200H93L95 203H96V205L98 204V202L100 201V205L99 206H104L103 208H104V213H103V215L102 214H100V215H98V216H100L99 218H95V221L93 222L95 225H93L94 226V228H96V229H94V233H92V234H94V235H92L91 233H90V236L91 237H97L98 239H86V237L87 236H89V233H82V234H84L83 236H82V234L80 233V232H78V233H80L81 234V236L79 235V236H76V235H78V233H76V237H77V239H76V241H73L72 240V242H74L73 244H72V246H73V248H74V246L76 247V249H77V254H75L76 252L75 251H73V252H75L73 255H75V256H73L72 255V257H71V264H74V262H76V264L78 263V264H90L91 262H96V264H102V261H100V260H102V259H104V257L106 256V250H109L110 249V244H112V243H116V242H121L122 244H120L119 242L116 244V245H118V247L120 246V247H122V248H125L126 250H128L127 252H129L131 249H130V246H131V243H134V242H136L137 243V241H139V240H142V238L144 239L145 238V236H147L150 232H152L151 234H149V235H152V237L154 236V238H155V234L153 233V231L155 230L154 228V226H150V225H153V223H154V219H155V217L157 218V214L158 213H160V211H161V208H162V204H159L158 205V207L160 208V211H159V208L156 206V203H155V206L157 207H155L154 206V203L153 202H155L154 200H155V198H156V195L153 197V192H154V194H155V190L158 188V186H159V190H162L164 187H168L167 185H171L170 187L172 188V186L175 188H177L178 187V185L179 184H177V182H179L180 180H182L181 178H182V175H183V177H184V174H186L187 172H189V169L191 170V168L192 167H194V165L196 166H198L199 165V161H200V159H199V157H201L202 159H203V157H202V152H199V151H197L198 149H200V151L204 148V146H206V148L205 149H207V148H209V146H207L204 142H206L205 140L207 139V137L208 136H206L205 138H204V136L205 135H208L207 134V132H206V134H205V132H204V134H202V133H200V132H198V125H197V128H196V126L194 125V127H192L190 124H185V123H183V121H181V123L182 124H184L185 125V127L187 126V128L189 127V129H187L188 131H184L183 132V130H182V128L184 127H182L181 129H180V125L181 124H179V126L180 127H178V131L176 130V127L178 126V124L177 123H171L172 125L170 126V125H168V123L166 124L165 123V125H164V122L169 118V117H173V118H176V119H178V118H180L179 116H181L182 114V118H184V119H188L189 117L191 118L192 116H194L193 114V110L191 111V109H194V108H190L189 106L190 105H194V107H196L195 109V114L197 115V117H199L200 115H203V116H206V119H207V117L209 118V120H206V122H207V127H208V129H210V132H209V134H213V132H212V128L214 129V128H217V125H218V123L220 124V126H218V128L220 127V129H217V131H215V132H218L219 131V134H220V131H222V133H224L225 131L224 130H226V132L225 133H227V130L229 129V131L228 132H230V130H232L233 129V127H231V125L229 124V123H224V121H221V120H219V116H221L220 114H224L223 113V110L225 111V110H227V108L229 109V107L231 108V107H234V106H237V104H235V103H233V102H231L230 104H228L227 105V102L225 103V105H224V103H222V105L220 104L219 105V103H216V101L214 100H209V101H207V100H205V102L202 100H200V102H199V100L197 101V99L198 98H193L192 100H191V98H192V95H193V97H199L198 96V94H197V91L195 90L194 91V87H196V82L194 83V81L192 80L191 81V79H190V77L189 76H191V78H194L195 79V81L197 80V76H195V75H192V74H190V73H188V74H186V72L185 73H183V71L182 70H179L180 68H181V66L179 65V64H177V66H175V65H173L174 63H172V60H175V59H172L171 57H170V59H169V61H168V57H166L165 56V54L167 55H169V53L167 52V51H163L164 49H162V51H163V53H162V51H160L161 49H160V46L158 45V44H156V41H155V43H153V46L152 45H147L148 47H149V49H150V51H152V57H151V53L150 54H145V53H149V52H145L144 54L145 55H143L144 57L143 58H145L144 59V61H143V58L141 59V53H143L141 50H140V46H141V44L143 43V44H147L145 41L146 40H148L149 39V35H146V40H145V33L141 30H139L138 31V33L139 34H137L138 36H139V39H137V37L136 36H134V37H136V41H134V43L132 42V41H130V39H132V37L131 36H133V33L135 34V32L134 31H129L130 30V28L128 27V26H130L131 27V29H132V25H130L132 22H130L128 25L126 24V25H117V23H115V25H117V26H120L122 29H128V34L130 33V32H133L132 33V35L130 34V37L129 36H126V35H128L126 32H127V29L125 30L126 32H123L124 34H126V35H124V37H121L120 39V42L119 43H123L124 41V43L123 44H126V45H124L123 46V48H122V44L120 45V44H118V47H115V46H113V48H118V49H113V48H110V50L108 49V51H106V50H104L105 52H103L102 50H99V48L100 47H98V45H97V43H98V39L97 38H99L100 37V35L102 34V33H104L105 32V28L107 27V29H109V28H111L112 27V24L113 23H111V16L108 14V10L107 11H105L104 10V7H103V5H105L106 6V4H108V3H110V1H100L99 0ZM105 2V3H104ZM141 2H144V0H142ZM237 2H240V3H236ZM252 2H246V3H242V4H246L247 6H245V5H243V6H245L246 8H249V5H251L252 4ZM255 2H257V3H255ZM78 3L79 2H77L76 4L78 5ZM137 3L139 4L140 2H138L137 1ZM147 4V2H144V3H140V6L141 5H143V4ZM213 3H214V0H213ZM216 3H218L219 5H217ZM222 3V4H221ZM254 7H255V5H258V3H262V1H260V2H258L257 0H255L254 1ZM122 4V3H121ZM221 4V5H220ZM241 4V5H242ZM259 4V5H260ZM75 5V4H74ZM148 5V4H147ZM258 5V6H259ZM262 5H264V3H262ZM262 5L260 6V7H262ZM81 6V5H80ZM80 6H77V7H79L80 8ZM99 6V7H98ZM101 6V7H100ZM108 6V5H107ZM139 6V5H138ZM146 6V5H145ZM215 6H219V9H217V7H215ZM235 6V7H234ZM252 6V5H251ZM250 6V7H251ZM258 6H256L255 8L257 9L256 11L255 10H253V11H255V12H257L258 14H260V15H264V9H260V7H259V9L257 8ZM76 6H75V8H77ZM103 7V8H102ZM181 7L183 8V7H186L185 5H183L182 6V4H181ZM180 7V8H181ZM253 7V6H252ZM79 8H77V10L76 11H81V8L79 9ZM217 10H216V9ZM222 8L224 9V10H222ZM236 8V9H237ZM254 8V9H255ZM137 9V8H136ZM167 10V11H164V10ZM163 11H164V15L166 16V18L165 17H163V16H161L160 15V17H163V19L161 18V21H162V23H160V24H162L163 25V20L165 21L166 19V21H168V22H164L165 23V26L167 25V23H168V25H167V28L169 27L170 28V17H171V14H169V13H166V12H168L169 11V9H167V8H165ZM184 9V8H183ZM183 9H181V10H183ZM238 9H237V11H238ZM253 9V8H252ZM180 10V11H181ZM186 10V9H185ZM185 10L184 11H181V12H185ZM221 10V11H220ZM227 10V9H226ZM105 11V12H104ZM218 11H220V12H218ZM169 12H171V11H169ZM234 12V11H233ZM106 13H107V15H106ZM134 14H135V11L133 12ZM218 13H220V14H218ZM223 13V12H222ZM256 13V14H257ZM79 14V13H78ZM132 13H130V15H131ZM134 14H132V15H134ZM95 15V16H94ZM98 15H99V17H98ZM211 15V16H210ZM229 15V17H227ZM80 16H82L83 17V15L82 14H80ZM105 16V17H104ZM173 16V15H172ZM184 16V15H183ZM91 17V18H90ZM159 17V16H158ZM185 17V16H184ZM183 17V18H184ZM202 17V18H201ZM215 17V18H214ZM226 17H227V19H226ZM231 17V18H230ZM86 18H88V21H87V19ZM100 18V19H99ZM182 18V17H181ZM204 18V19H203ZM234 18V17H233ZM104 19H106V20H104ZM148 19H150V18H148ZM147 19V20H148ZM160 19V18H159ZM186 19V18H185ZM189 19V18H188ZM226 19V20H225ZM231 19V20H230ZM85 20H83V21H85ZM172 20V19H171ZM193 20V19H192ZM193 20V21H194ZM107 21V22H106ZM149 21V20H148ZM147 21V22H148ZM160 21V22H161ZM89 22L91 23H93L94 24V26H92V23L91 24H89ZM32 23V24H31ZM84 23V24H85ZM106 23H107V25H106ZM216 23H217V21H216ZM235 23V25H237ZM28 24L31 26V28L33 29V32H34V35L35 36H40L42 33H45V29L46 28H44V26H42V25H37V23H34L33 24V22H31V20H29L28 21ZM78 24V23H77ZM225 25V27H226V29H225V27H224V25ZM228 24V25H227ZM114 25V24H113ZM219 25H221V24H217V29L219 28ZM230 25H232V24H230ZM234 25V26H235ZM77 25H75V26H72V28L73 27H76ZM82 26V25H81ZM80 25H78L77 26V29H81L82 27H81ZM87 26V25H86ZM93 28H92V27ZM164 26V25H163ZM163 26H161V27H163ZM221 26V27H222ZM14 26L12 25V23L10 24H8V28H7V31H9V32H13V28ZM80 27V28H79ZM104 27V28H103ZM53 28V30L56 28V30H58L59 28H58V26H53L52 27ZM51 27H50V29H52ZM58 28V29H57ZM63 28H65V27H63ZM63 28H61V29H63ZM69 28V27H68ZM85 28V30H86V27H84L83 26V29ZM103 28V29H102ZM169 28H168V30H169ZM228 28V29H227ZM233 28V29H232ZM43 29V30H42ZM76 29V28H75ZM93 29V30H92ZM121 29V30H122ZM164 30H165V28H163ZM216 29V30H217ZM223 29V30H222ZM224 29H225V32H224ZM231 29V30H230ZM234 29H235V31H236V34L234 35ZM64 30H66V29H64ZM70 29H68V31H69ZM82 30V29H81ZM240 30V31H239ZM246 30V31H245ZM42 31V32H41ZM67 31V30H66ZM92 31V32H91ZM229 31H231V32H229ZM36 32V33H35ZM57 32H59V31H57ZM57 32H55V30L52 32L54 35H56V33ZM61 32V31H60ZM69 32H74L73 30L71 31H69ZM69 32L67 33V34H69ZM77 32V31H76ZM78 32H80V30L78 31ZM77 32V33H78ZM94 32V33H93ZM173 32H175V31H173ZM172 31H170V33H173ZM39 33V34H38ZM63 33V32H62ZM62 33H57V35H59L60 36V34H62ZM65 33V32H64ZM71 33H70V35H71ZM81 34L80 35H82V34H84L85 33V31L83 30V32H80ZM231 33H233V34H231ZM66 34V35H67ZM73 34V33H72ZM86 34V33H85ZM88 33H87V35L84 37V40H85V38L89 35ZM174 34V33H173ZM217 34H218V32H217ZM57 35L55 36L56 38H57ZM70 35H68L69 37H70ZM74 36L76 35V33H74L73 34ZM73 35H71L72 36V38H73V40L74 41H77V40H79V41H77V42H75L77 45H74L75 43H73L72 45L75 47V48H77V52L79 53H85L86 52V50L88 49H86L85 48V46H84V42L86 41L87 42V40H88V37L86 38L87 40H85L84 42H83V37L81 36L80 37V35H79V33H78V35H76L77 37H79V39L77 38V40L74 38V36ZM89 35V36H90ZM232 35H233V37H232ZM246 35H248V34H246ZM58 36V37H59ZM68 36H67V38H68ZM91 36H90V38H91ZM147 36H148V38H147ZM151 36V35H150ZM177 36V35H176ZM237 36V35H236ZM238 36H239V34H238ZM29 37V35H28V33H26V32H22V34L21 35H18V40H20V42L22 43V48H25L27 45H25V43H29V44H34L35 43V39H33V38H28ZM54 37V36H53ZM125 37H128V38H125ZM133 37V38H134ZM143 37V38H142ZM218 37V36H217ZM71 37H70V41H72V42H74L73 40H71L72 39ZM90 38H89V40H90ZM151 38V37H150ZM153 38V37H152ZM179 37H177V41H179V39H178ZM23 39V40H22ZM27 39V40H26ZM31 39V40H30ZM33 39V40H32ZM69 39V38H68ZM100 39V38H99ZM244 39H245V37H244ZM243 39V40H244ZM247 39V38H246ZM245 39V44L243 45L242 43H244V41L243 42H241V44H242V46H246V45H248V44H252V43H254L253 41H252V43L251 42H249V41H247ZM89 40H88V42H89ZM96 40H98L97 42H95ZM138 40L140 41V40H142V43H140V42H138ZM239 40V39H238ZM238 40H236V42L238 41ZM241 40V39H240ZM240 40L237 42V44L239 45L240 44ZM249 40V39H248ZM27 41V42H26ZM128 41H130V45L128 44ZM149 41V40H148ZM151 41V40H150ZM247 41V42H246ZM34 42V43H33ZM60 42H62V43H60L61 45H64V43H63V41H60ZM71 42V43H72ZM79 42V43H78ZM95 42V43H94ZM127 42V43H126ZM84 43V44H83ZM90 43H88V45L90 44ZM118 43V42H117ZM131 43H132V45H133V47H132V45H131ZM150 43V42H149ZM152 43V42H151ZM81 44V45H80ZM128 44V45H127ZM137 44V45H136ZM142 44V46L144 47L145 45H143ZM88 45H86V47H88ZM159 46V47H157V46ZM187 45L188 44H184V49L185 50H188V48H189V45H188V47H187ZM255 45V44H254ZM84 46V47H83ZM110 46V45H109ZM146 46V47H147ZM107 47V46H106ZM112 47V46H111ZM128 47H129V49H128ZM131 47H132V49H131ZM135 47V48H134ZM145 47V48H146ZM180 47H182L181 45H180ZM182 47V48H183ZM255 47V46H254ZM257 47H259V45L258 46H256V48ZM81 48H83V49H81ZM145 48H143V50L145 49ZM163 48V47H162ZM113 49V50H112ZM134 49V50H133ZM138 49H139V52H138ZM147 49V48H146ZM145 49V50H146ZM159 49V50H158ZM252 50L253 49H255V48H251ZM258 49V48H257ZM70 50V49H69ZM69 50H64V56L66 57V55H68L67 56V59H69L70 58V54H71V51L69 52ZM85 50V51H84ZM119 50V51H118ZM181 50V49H180ZM100 51H102L101 53H99ZM113 53H112V52ZM131 51V52H130ZM133 51V52H132ZM149 51V50H148ZM137 52V53H136ZM164 52H167V53H165L164 54ZM91 53V54H92ZM99 53V54H98ZM128 53V54H127ZM135 53V54H134ZM155 53V54H154ZM158 55H157V54ZM92 54V55H93ZM95 54L97 55V56H95ZM101 54H104L105 56H103V55H101ZM131 54V55H130ZM140 54V55H139ZM122 55V56H121ZM136 55V56H135ZM167 55V56H168ZM171 55V54H170ZM102 56V57H101ZM154 56V57H153ZM112 57V58H111ZM166 57V58H165ZM109 60H108V59ZM138 58V59H137ZM113 59V60H112ZM136 59V60H135ZM143 61H141V60ZM165 59V60H164ZM172 59V60H171ZM135 60V61H134ZM139 60V63L141 62V64H139L138 62H137V64H139V65H137L136 64V61H138ZM150 60H151V62L152 63H150ZM98 61V62H97ZM107 61V62H106ZM164 61L166 62V63H164ZM129 62V63H128ZM169 62V63H168ZM122 64V66H121V64ZM132 63H134V64H136V65H134V64H132ZM172 63V64H171ZM113 65V66H112ZM117 65H119V66H117ZM131 65V66H130ZM170 65V66H169ZM171 65L173 66V67H171ZM179 65V66H178ZM227 65H228V63H227ZM226 64H225V66L223 65L222 66V68H219V69H216L215 71L217 72V74H221V73H223L224 71H226V70H228L227 68H229V65L227 66ZM133 66H136V67H133ZM141 66V67H140ZM227 66V67H226ZM87 67V66H86ZM111 69H110V68ZM116 67V68H115ZM148 67L149 68H151V69H148ZM175 67V69H173ZM177 67H179V68H177ZM226 69H225V68ZM88 68H89V66H88ZM97 68V69H96ZM134 68L136 69V70H134ZM138 68V69H137ZM170 68V69H169ZM122 71H121V70ZM144 69V70H143ZM182 69V68H181ZM102 70H103V72H102ZM124 70V71H123ZM128 70H130V71H128ZM79 71V72H78ZM108 71V72H107ZM149 71V73H150V75H151V72ZM176 71V72H175ZM179 71H182V73H179ZM107 72V73H106ZM131 73V74H133L134 75V73ZM144 72V73H143ZM153 72H152V74H153ZM172 72V73H171ZM235 72V71H234ZM233 72V73H234ZM143 73V74H142ZM147 73H146V75H143V77L144 76H147ZM148 73V74H149ZM156 73H157V76H156ZM40 74H43V70L41 69V68H39V75ZM83 74H84V76H83ZM109 74V75H108ZM179 74V75H178ZM182 74V75H181ZM190 74V75H189ZM120 75L123 77H120ZM168 75H172L171 77H169ZM174 75V76H173ZM186 75V76H185ZM188 75V76H187ZM87 76H89V77H87ZM97 76V77H96ZM166 76V77H165ZM178 76H179V78H178ZM98 77H100V78H102V79H99ZM158 77V78H157ZM167 77H169L170 78V80H168V79H166ZM183 77V78H182ZM189 77V78H188ZM197 77V78H196ZM71 78V77H70ZM83 78V79H82ZM87 78H88V80H87ZM98 78V79H97ZM157 78V79H156ZM165 78V79H164ZM172 78V79H171ZM177 78V79H176ZM181 78V79H180ZM217 78V79H216ZM215 79H216V81H221V78H219V76L218 77H216ZM72 79V78H71ZM81 80H83V81H81ZM162 80V81H161ZM167 81V82H165V81ZM77 81H80V82H77ZM164 81V82H163ZM198 81V80H197ZM71 82V81H70ZM188 82V83H187ZM117 83V84H116ZM153 83H154V81H153ZM156 83H157V81H156ZM165 83H167V85L164 84ZM171 83H172V87L170 86L171 85ZM191 83V84H190ZM193 83V84H192ZM78 84V85H79ZM116 84V85H115ZM155 84V83H154ZM177 84V85H176ZM190 84V85H189ZM94 85H92V86H94ZM100 85H98V86H100ZM113 86V89H115L116 88V91L115 90H113L112 89V87H110V86ZM115 85V86H114ZM156 85V84H155ZM165 87H164V86ZM181 85V86H180ZM183 85H184V87H183ZM195 85V86H194ZM97 86V87H98ZM170 86V87H169ZM185 86H187V87H185ZM194 86V87H193ZM95 87L96 86H94L93 88L95 89ZM110 87V88H109ZM155 87V88H154ZM166 87H169V89L168 88H166ZM177 87V88H176ZM182 87V88H181ZM102 88H103V90H102ZM184 90V91H182L181 92V90ZM112 90L113 91V93L111 94V92L109 91L108 92V90ZM155 89V90H154ZM166 89H168V90H166ZM175 89V90H174ZM99 91V90H98ZM98 91H96V92H98ZM158 91V92H157ZM166 91V92H165ZM175 91V92H174ZM156 92L158 93V94H156ZM181 92V93H180ZM184 92V93H183ZM99 93V92H98ZM108 93H110V94H108ZM161 93V94H160ZM180 93V94H179ZM188 93V94H187ZM193 93H195V94H193ZM45 94H47V92H45L44 93V95ZM49 94H47V95H45V96H48ZM118 95V96H117ZM161 95H163V96H161ZM164 95H166V97L164 96ZM182 95V97H180ZM189 95V98L187 97H185V96H188ZM195 95V96H194ZM184 96V97H183ZM191 96V97H190ZM116 97H118V99L116 98ZM126 97V96H125ZM125 97H123V99H125V101H126V98ZM156 97V98H155ZM165 98V99H164ZM179 99V100H178ZM186 99H188V100H191L190 102H188L189 103V105L187 106V104H186V106L184 107V106H182L183 104H181V106L182 107H184V108H180V109H178V111L180 110H182L181 112H183V110H184V112L183 113H181L180 111V113L176 110V104H177V101H178V104H177V106L178 107H181L180 105H179V103H182L183 101H185ZM194 99H196L195 101H194ZM259 100V99H258ZM114 101V102H113ZM124 101V102H125ZM167 103H166V102ZM212 101L214 102V103H212ZM255 101H257V99L256 98H254V99H250V100H246L245 101V103L243 104V105H246V106H243L244 108H247V107H249L250 108V110H252L251 112L252 113H256L257 115H261L262 114V116H264V111H260L259 112V110L260 109H255V107L253 108V106L251 107V105H254L255 104ZM123 101H117L116 103L118 104V105H121V103H122ZM123 102V103H124ZM130 101H128V103L126 102L125 104H126V106H124L125 104H123V106H124V109L125 110H127L126 108H128V109H130V107H133V106H130L132 103H129ZM185 102H187V101H185ZM252 102V103H251ZM115 103V104H116ZM172 103V104H171ZM192 103V104H191ZM210 103H212L211 105H210ZM229 103V102H228ZM233 103V104H232ZM247 103V104H246ZM127 104H128V107H127ZM156 106H155V105ZM160 104V105H159ZM185 104V103H184ZM198 104V105H197ZM232 104V105H231ZM235 104V105H234ZM239 104V103H238ZM133 105V104H132ZM192 105V106H193ZM224 105V106H223ZM226 105H227V107H226ZM63 106V105H62ZM62 106H60V108H63ZM66 106V105H65ZM130 106V107H129ZM207 106H209V107H207ZM216 106V107H215ZM67 107V106H66ZM187 107L188 108H190V109H187ZM211 107H212V109H211ZM215 107V108H214ZM221 107V108H220ZM241 107H242V105H241ZM65 108V107H64ZM68 108H70L71 109V106H68ZM151 108H152V110H151ZM170 109V112H169V109ZM214 108V109H213ZM134 110H135V107L133 108ZM132 108L130 109V110H128V112H130V113H128L129 115H128V117H129V119L130 120H132V121H136V117H134V116H136V115H134V113H135V111H132L133 110ZM153 109H154V111H153ZM165 109H168L166 112L164 111ZM152 113H151V112ZM156 111H158V112H156ZM162 111H163V113H162ZM171 111H173V114L171 113ZM176 111V112H175ZM187 111H189L190 113L189 114H191V112H192V116H190L189 115V117H187L186 115L188 114V112ZM215 111H216V113H215ZM218 111V112H217ZM133 112V113H132ZM160 112V113H159ZM209 112H213V113H209ZM258 112H259V114H258ZM154 113V114H153ZM158 113V114H157ZM218 113V114H217ZM151 114V115H150ZM157 115V117H159V118H157V117H155L154 118V115ZM166 114V115H165ZM208 114V115H207ZM103 115H104V117L105 118H110V116H109V113L107 112V111H104V113H103ZM131 115H134L133 117H134V119H133V117H131ZM148 115V116H147ZM155 115V116H156ZM179 115V116H178ZM219 115V116H218ZM153 116V117H152ZM178 116V117H177ZM146 117V118H145ZM150 117H151V119H150ZM197 117H195V118H191L193 121L196 119V121L200 118H198L197 119ZM154 120H156V121H154V123L152 122V120L153 119ZM202 118H204V117H202L201 116V119ZM150 119V120H149ZM181 119V118H180ZM258 120V119H257ZM192 121V123H195L196 121H194L193 122ZM199 121H202V120H199ZM211 121V123H209ZM213 121H215V122H213ZM248 120L246 119V121L245 122H247ZM156 122H158V123H156ZM167 122V121H166ZM176 122H179V119H178V121H176ZM152 123L153 124H157L158 126H155L154 127V125H152ZM214 123H216V124H214ZM247 123H249V121L247 122ZM260 123V122H259ZM196 124V123H195ZM250 124V123H249ZM162 125H164V126H162ZM169 127H168V126ZM211 125H212V127H211ZM225 125V126H224ZM216 126V127H215ZM162 127H164V129L162 128ZM206 127V128H207ZM223 127V128H222ZM166 128H168V130L166 129ZM193 128H195V130H197V132H198V134H197V132H195L194 131V129ZM200 128V127H199ZM221 128H222V130H221ZM231 128V129H230ZM169 129H170V132H169ZM179 129H180V131L182 132V133H180L179 132ZM224 129V130H223ZM149 130V131H148ZM154 130H155V132H154ZM156 130H158V131H156ZM168 132H167V131ZM175 130V131H174ZM216 130V129H215ZM148 131V132H147ZM160 131V132H159ZM177 131V133H176V135H173V134H175V133H173V132H176ZM199 131H200V129H199ZM205 131H207V129L205 130ZM214 131V130H213ZM190 132H195V133H192V134H195V135H192ZM212 132V133H211ZM157 133H159V136H158V134ZM161 133V134H160ZM173 133V134H172ZM189 133V134H188ZM221 133V134H222ZM147 134V135H146ZM157 134V135H156ZM179 134H181V138H180V136H179ZM187 134V135H186ZM147 136V138L149 139H147L146 138V136ZM151 135V136H150ZM173 135V136H172ZM201 135V137L202 138H204L203 140H202V138L200 137V140H202L203 141V143H202V145H201V148H200V144H201V142H200V140H198V142H195L194 143V141H193V146H195V144H196V148H190V147H188L189 149H187L186 151H185V149L187 148L186 146H190L191 144H192V142H190V143H188V144H190V145H185V144H187V143H185L186 141H183V140H185V138H187V137H189V138H193V137H197V138H199L198 136H200ZM204 135V136H203ZM149 136V137H148ZM158 136V137H157ZM187 136V137H186ZM143 137H144V139H143ZM151 137V138H150ZM154 137H156L157 139H159L158 140V142L156 141V139L154 138ZM172 137H174V139L176 138V137H178V138H176L175 140H176V142L175 141H173V142H171V139L170 138H172ZM189 138H187V140H189L190 141V139ZM128 139V141H130ZM145 139H146V142H145ZM165 139H166V141H168V143H166V141H165ZM173 139V138H172ZM178 139V140H177ZM180 139H181V141H180ZM139 140H141L140 142H143L144 144L142 145V143L140 144L139 143ZM148 140V141H147ZM154 140V141H153ZM192 140V139H191ZM180 141V142H179ZM148 142H153V145H152V143H151V147L152 148H150V146H148L147 144H149L150 145V143H148ZM157 142V143H156ZM179 142V143H178ZM188 142V141H187ZM200 142V143H199ZM171 143V144H170ZM186 147L185 149H184V151L185 152H181L182 150H183V145ZM185 143V144H184ZM166 144H169V146L170 145H172V144H174V146H172L173 148H177L178 146H179V144L180 145H182V147H180L179 146V149H178V151H179V154H180V152H181V156L180 157H182V158H180L181 159V163L179 162V163H177L178 162V160H179V158H178V156H179V154L177 155V158L175 157L176 155L175 154H177L178 153V151L176 152V150L177 149H173L172 147H171V149L170 148H167V146L168 145H166ZM176 144H178V145H176ZM199 144V147L197 148V145ZM146 146H148V147H146ZM213 147V149L210 147L209 148V150H214L215 149V145H213L212 146ZM146 148V149H145ZM149 148V150H147ZM166 148V149H165ZM166 151L167 149V151L168 152H170V153H167V152H165L164 150ZM172 149H173V151H172ZM197 151V152H195L196 153V155H195V153H194V151ZM209 150H207L208 152H209ZM143 151H144V153H143ZM146 151V152H145ZM211 151V152H212ZM159 152V153H158ZM165 152V153H164ZM172 152H173V154H172ZM199 152V153H198ZM190 153V154H189ZM153 154H154V156H153ZM160 154V156H157V155H159ZM169 154V155H168ZM187 154H189V155H187ZM138 155V156H139ZM165 155H168L169 157L171 156V155H173V157H175V159H176V161H175V164H177V167L176 168H174V162L172 161V160H174V158L171 156L170 158L168 157H166L165 159H166V164H168V166L167 165H165L164 164V157H165ZM186 155V156H185ZM193 155V157H191V156ZM196 157H195V156ZM226 155H228L227 153L225 154V152H218V153H216L215 154V156L216 157H219V156H226ZM150 156H153V158H150ZM164 156V157H163ZM189 156V160L191 161H193L195 158H197V159H195V161H193V163H192V161L189 163V165L187 164V166H186V163H187V161H188V159H187V157ZM162 157H163V159H162ZM190 157H191V159H190ZM195 157V158H194ZM158 158H160L161 159V164L159 163V161L158 160H160V159H158ZM86 159V160H85ZM199 159V160H198ZM146 160V161H145ZM153 160V161H152ZM184 160H185V162H184ZM153 163H152V162ZM162 161H164L163 163H162ZM180 161V160H179ZM183 161V162H182ZM201 161H203V160H201ZM168 162V163H167ZM172 162H173V164H172ZM80 163V164H79ZM84 163V164H83ZM159 163V164H158ZM184 163H185V166H184ZM164 164V165H163ZM180 164V165H179ZM182 164V165H181ZM192 165V167H191V165ZM159 165H162V166H164V168H161L162 166H159ZM83 166H85V168L83 167ZM87 166V167H86ZM166 166V167H165ZM173 167V170L171 169V172H170V168H172ZM176 166V165H175ZM182 166H184L183 168H182ZM191 168H190V167ZM196 166V167H197ZM139 167V169H137ZM146 167V168H145ZM85 169V171H84V169ZM150 168V169H149ZM161 168V169H160ZM182 169V171L183 170H185L186 168V170H185V172L183 171V172H181L179 169ZM185 168V169H184ZM189 168V169H188ZM176 169V170H175ZM200 169H202L201 167H200ZM199 168H197V169H195V172H193V173H197L199 170H200ZM148 170V171H147ZM162 170V171H161ZM204 170V169H203ZM202 170V171H203ZM122 171H124L123 169H119V171H118V173H121ZM161 173H160V172ZM164 171V172H163ZM180 171V172H179ZM201 170H200V172L201 173H199L198 172V174L197 175H199V177H200V179L199 178H197V180H196V182H195V180H193L195 183H200V187H199V184H198V190H196V192L197 191H199L197 194H199L200 196H201V198H202V200H200L201 202L202 201H204L203 199H204V197H203V195H201V194H204V196H206L208 193H207V190H206V194H205V187L202 185V182H203V178H204V176L205 175H203V174H206V176H205V178L209 175L207 172H205V170L202 172ZM107 172H109V173H111V174H108V175H106V173ZM151 172H153V174H158V172H159V174H158V176L156 177L157 178V180H158V182H157V180H156V178L154 179V178H152V177H149V173L151 174ZM173 174V175H171V174ZM181 174V176H179L180 174ZM41 174V173H40ZM164 174V175H163ZM39 175V174H38ZM90 175V176H89ZM114 175L116 176L115 178H114ZM167 175V176H166ZM170 175H171V177L172 176H174V177H170ZM197 175L196 174H194V177H197ZM203 175V176H202ZM139 176V177H138ZM144 178H143V177ZM151 176V175H150ZM163 176V177H162ZM108 177V178H107ZM169 179H168V178ZM209 177H210V175H209ZM79 178V179H80ZM127 178V177H126ZM140 178H141V180L142 179H145V181L143 180V181H141L140 180ZM147 178V179H146ZM149 178H151V180L149 179ZM171 178V179H170ZM210 178H212V177H210ZM209 178V179H210ZM224 178V180H225V177H223ZM93 179V180H92ZM102 179V180H101ZM109 179V180H108ZM111 179V180H110ZM148 179H149V181H148ZM160 179V180H159ZM166 179V180H165ZM199 179V180H198ZM105 180H107V181H105ZM135 180V181H134ZM137 180V181H136ZM138 180L140 181V183L138 182ZM176 180H177V182H176ZM80 181V180H79ZM91 181H93V182H91ZM126 181V182H125ZM129 181V182H128ZM152 181V182H151ZM165 181H168V182H165ZM219 182H221L220 180H218ZM84 182H86L87 184L85 185V183L83 184ZM97 182H98V184H97ZM108 182H109V184H108ZM117 182V183H116ZM127 182H128V184H127ZM161 182V183H160ZM164 182V183H163ZM107 183V184H106ZM153 183L155 184V185H153ZM157 183H158V185H157ZM160 183V184H159ZM163 183V184H162ZM166 183V184H165ZM223 182H221V184H222ZM117 184H119V185H121V187H118L119 185H117ZM126 184V185H125ZM134 184V185H133ZM149 184V185H148ZM172 184H175V185H172ZM177 184V185H176ZM73 185H75V184H73ZM73 185H71V184H69V186H73ZM88 185V186H87ZM90 185V186H89ZM97 185V186H96ZM117 185V186H116ZM95 186V187H94ZM135 186H136V188H135ZM148 186V187H147ZM163 186V187H162ZM189 186V185H188ZM95 189H94V188ZM101 187V188H100ZM117 187V188H116ZM155 187H156V189H155ZM219 187V186H218ZM235 186H233V189H235L234 188ZM92 188V189H91ZM99 188V189H98ZM106 188V189H105ZM143 188H146V190H148V192L145 190V189H143ZM175 188V189H176ZM187 188V187H186ZM157 189V190H158ZM208 190H210V188H207ZM232 189V190H233ZM113 192H112V191ZM115 190V191H114ZM156 191V194H157V192H159L160 193V191ZM204 191V193H201V191ZM215 190L216 189H214V190H212L211 189V191H208L209 192V195H207L206 197H208L209 198V201H210V203H209V207H207V208H209L208 209V212L207 213H209V211L211 212L210 214H211V216L212 217H210V219L209 220H211V221H213L214 219H216L215 218V216L217 217V215H219V214H217V212H215V210L217 209L216 207H217V205L216 206H214V203H216L215 201H214V198H216L217 197V192H215ZM202 191V192H203ZM213 191V192H212ZM233 192H235L234 190H233ZM236 193H237V191H236ZM89 194V195H90ZM96 194V195H95ZM105 194V195H104ZM82 195V196H83ZM118 195H119V197H118ZM148 195H152L151 197H148ZM146 196V197H145ZM198 196V195H197ZM87 197V198H88ZM84 198V197H83ZM150 198H151V200H150ZM154 200H153V199ZM90 199V200H91ZM100 199V200H99ZM104 199V200H103ZM157 199V198H156ZM84 200V199H83ZM82 200V201H83ZM85 200H86V198H85ZM88 200V199H87ZM147 200L150 202V204H152V207L151 206H148L149 205V202H147ZM153 200V201H152ZM117 201H120V202H117ZM90 202V201H89ZM94 202H92L91 201V203H89V205H88V203H87V205H88V207H90L89 209L91 210V208H93V207H95L96 205L94 204V206H93V204L92 203H94ZM105 203V204H103V203ZM147 202V204L148 205H146V204H144V205H146L145 207H144V209H143V211H141L140 212V210H138V209H141V207H142V205H143V203H146ZM85 203V202H84ZM116 204L117 206H119L118 208L114 205V204ZM92 204V205H91ZM101 204H103V205H101ZM185 204H187V203H185ZM191 204V206H194L193 208L191 207V208H189V205ZM194 204V203H193ZM192 204V202L190 203L189 202V204H188V206L186 205V209H187V207H188V214H189V211H192L191 209H195L196 210V208H197V206L194 204L193 205ZM241 204H242V206H241ZM86 205V203H85V205H83V207H86L87 206ZM114 205V206H113ZM111 206H113V207H115V209H121V208H124V213L129 217V218H131V219H128V217L127 216H125L124 218H123V220H119V221H116L115 222V218H113V220L110 218L111 216H112V214H111V209L113 208H111ZM140 206V207H139ZM154 206V207H153ZM165 206V205H164ZM238 208H237V207ZM83 207L81 208V210L79 211V212H89V210L88 209H83ZM132 207V208H131ZM138 207V208H137ZM148 207V208H147ZM151 207V208H150ZM199 207V209L197 208V210L194 212V211H192V216L190 215V219L189 218H187L186 220H188L189 222L191 221V220H193L192 221V223H193V226H194V230H197V229H199L198 227H195V225H197V223H199L198 225H199V227L200 226H202L201 228H202V230H198L197 232L195 231H193V234H195L196 235V233H197V235L199 234V232L201 231V233L203 234V229L204 228H208V227H211V226H213L214 227V230L213 229H210L209 228V230H211V232L210 233H212V230L213 231H215L216 232V234H220V233H223L222 235L224 236V235H226V234H231V230L233 229V230H235L234 231V235L235 236H239L240 235V226H241V222H244L245 220H248L250 217H247V215L248 214H246V212L244 211V210H242V209H240L241 207L242 208H244L245 207V204H243V203H237L235 206H234V208L235 209H233L234 211H236V208H237V211L235 212V214L237 213V215H239L238 217H236L237 215H234L235 217H233L231 214L232 213H234V211L232 210L231 212L232 213H230V215L229 216H226V215H223L224 213L222 212L223 211V207L222 206H219V208L220 209H218V210H221V208H222V211H220V212H222V213H220V212H218V213H220V214H222L224 217H222V215H219V217L221 216V218H223V222L225 223V224H228L227 226L226 225H224V224H222L223 226H221V227H218V225L220 224L221 225V223H223L222 221H219V222H221V223H219L218 222V224L217 225H215L216 223L214 222V224L212 225V223L209 221L208 222V220H206L207 218L205 217L206 216V212H205V208L202 206V208H201V205H199L198 206ZM131 208V209H130ZM146 208V209H145ZM214 208H216V209H214ZM114 209V208H113ZM127 209V210H126ZM129 209V210H128ZM150 209V210H149ZM153 209V210H152ZM158 209V210H157ZM240 209V210H239ZM245 209V208H244ZM110 210V211H109ZM122 210V209H121ZM126 210V211H125ZM131 210H133V211H131ZM147 210V211H146ZM201 210V211H200ZM207 210V209H206ZM217 210V211H218ZM115 211V210H114ZM129 213H128V212ZM139 211V212H138ZM145 211V212H144ZM199 213H198V212ZM238 211H240L239 213H238ZM255 211V210H254ZM93 212V211H92ZM91 211H90V214L92 213ZM113 212V211H112ZM134 212V213H133ZM156 212V213H155ZM162 212V211H161ZM196 212H197V214H196ZM142 213H144V214H142ZM89 214V213H88ZM89 214V215H90ZM93 216H97L96 215V213L95 212H93ZM132 214V215H131ZM187 214V213H186ZM92 215V214H91ZM111 215V216H110ZM160 215V214H159ZM158 215V216H159ZM205 215V216H204ZM253 217H252V227H251V230H250V233H252V234H250V240L252 241V240H254V241H256L257 240V238H261L260 240L261 241H259L260 243H257V244H253V243H255L254 241L251 243V241H250V243L251 244H253V245H251L250 243H249V246L251 245V247H248V251H249V248H250V250L252 249V251L254 250L253 249V247H254V245H255V247L254 248H256L257 246H259L260 244H262V246H264V242H262V241H264V236H262L261 237V234L262 235H264V233H262V232H264V222H261L260 221V219H258L257 220V213H256V211L253 213ZM139 216V217H138ZM155 216V217H154ZM209 216V215H208ZM225 216H226V218H225ZM233 218H232V217ZM246 218H245V217ZM249 216V215H248ZM103 217V218H102ZM186 217H188V216H186ZM193 217V219H191ZM227 217H230V218H228V219H234L235 218V221H236V223L234 222V220L233 221H231V220H228L227 219ZM109 218H110V221H109ZM138 218V219H137ZM195 218V219H194ZM224 218H225V221H227V222H225L224 221ZM255 218V219H254ZM94 219V218H93ZM92 219V220H93ZM125 219H128V221L127 220H125ZM170 219V218H169ZM168 219V224L170 225V227H173L174 229V231L172 230V239L174 240V238H176L175 236H177V239L179 238H181L182 236L184 237V233L186 234L187 232H189V231H186L187 229H188V227L191 225L192 226V224H189L188 223V221H184L183 220V224H181L180 222V224L179 223H174V222H177L175 219H173V218H171V220H169ZM218 219V218H217ZM216 219V220H217ZM227 219V220H226ZM254 219V220H253ZM112 220V221H111ZM118 220V219H117ZM127 221V223H126V225H127V228L125 227L126 225H125V221ZM207 221V223H206V221ZM215 220V221H216ZM220 220H222V219H220ZM257 220V221H256ZM136 221V222H135ZM153 221V222H152ZM169 221H171V223L169 222ZM172 221H174V222H172ZM204 223H202V222ZM255 221V222H254ZM122 222L124 223V224H122ZM231 222H232V224H237V228H236V225L234 224V226L231 224ZM234 222V223H233ZM255 224H254V223ZM208 223H211V224H209V226L207 225ZM230 223V224H229ZM259 224V226H258V224ZM115 224V225H114ZM178 224H179V226H180V228H179V226H178ZM189 224V225H188ZM122 225H124V227L122 226ZM132 225V226H131ZM172 225V226H171ZM182 225V226H181ZM211 225V226H210ZM215 225V226H214ZM231 225V226H230ZM256 227H258V228H256ZM261 225V226H260ZM101 226V227H100ZM176 226V227H175ZM206 226H208V227H206ZM224 226H225V228H224ZM228 226H230V227H232L231 229H230V231L231 232H227V228L226 227H228ZM98 227V228H97ZM105 227V228H104ZM111 227H114V228H111ZM223 227V228H222ZM229 227V228H230ZM236 228V229H234V228ZM259 227H261V228H259ZM125 228V229H124ZM151 228V229H150ZM179 229V230H177V229ZM182 228H183V230H182ZM184 228H185V230H184ZM187 228V229H186ZM195 228H197V229H195ZM217 228H220L219 229V231H220V233H219V231L218 230H216ZM228 228V229H229ZM102 229V230H101ZM104 229V230H103ZM128 229L130 230L129 232H128ZM150 229V230H149ZM153 229V230H152ZM191 229H193V227H191ZM190 228L188 229V230H191ZM225 229H226V231H225ZM238 229V230H237ZM257 230V232H256V230ZM97 230V231H96ZM149 230V231H148ZM152 230V231H151ZM181 230V231H180ZM208 230V229H207ZM237 230V231H236ZM261 232H259V231ZM262 230V231H261ZM103 231V232H102ZM119 234V235H117V233ZM191 231V232H192ZM206 231V230H205ZM229 231V230H228ZM255 231V232H254ZM98 234H97V233ZM127 232H128V234H127ZM149 232V233H148ZM227 232V233H226ZM238 232H239V234H238ZM112 235H111V234ZM130 233V234H129ZM134 233V234H133ZM143 233H144V235H143ZM148 233V234H147ZM206 233V232H205ZM208 233V232H207ZM254 233V234H253ZM127 234V235H126ZM191 234V233H190ZM201 234V235H202ZM85 235H87V236H85ZM97 235V236H96ZM100 235V236H99ZM115 235V236H114ZM131 235V236H130ZM137 235V236H136ZM192 235V234H191ZM190 235V239H191V236ZM195 235H193V236H195ZM200 235V234H199ZM204 235H206V234H204ZM209 235V234H208ZM208 235H206V236H208ZM85 236V237H84ZM118 236V237H117ZM120 236H122V237H120ZM126 236V237H125ZM256 238H255V237ZM75 237V238H76ZM83 238V239H82ZM87 238H89V237H87ZM116 238V240H118V241H115L114 239ZM120 240H119V239ZM129 238V240L127 241V239ZM141 238V239H140ZM184 238H187V235H185V237ZM252 238H254V239H252ZM122 239V240H121ZM176 239V240H177ZM178 239V240H179ZM182 239V238H181ZM256 239V240H255ZM75 240V239H74ZM80 240V241H79ZM114 240V241H113ZM133 240V241H132ZM157 240H160L159 238L157 239ZM92 241V242H91ZM124 241V242H123ZM126 241H127V243H126ZM156 241V240H155ZM162 240H160V241H157V243H156V245H157V250L158 249H161V248H158V247H160L163 243L161 242ZM71 242V243H72ZM130 242V243H129ZM257 242V241H256ZM88 243H90V244H88ZM158 243H159V246H158ZM160 243H162V244H160ZM70 244V243H69ZM77 244V245H76ZM104 244V245H103ZM109 244V245H108ZM120 244V245H119ZM129 244V245H128ZM85 245V246H84ZM103 245V246H102ZM107 245H108V247H107ZM175 244H172L171 246L173 247ZM71 246V247H72ZM78 246V247H77ZM129 246V247H128ZM148 246V245H147ZM146 245L144 246L145 248L147 247ZM261 246V247H262ZM71 247H68V249H69V251H72V250H70V249H72ZM105 247V248H104ZM148 247H150V246H148ZM162 247V246H161ZM78 248H79V250H78ZM87 248V249H86ZM108 248V249H107ZM128 248V249H127ZM173 248H175V249H177L178 248V246L177 245H175ZM189 248H191V250H194V248H196V245H195V247L193 246V244H192V247H189ZM68 249L67 248H64V253H65V251L67 250L68 251ZM76 249H74V250H76ZM130 249V250H129ZM144 249V248H143ZM154 249H155V247H154ZM257 249H264V247H262V248H256L255 249V251L257 250ZM146 250H149V248H147ZM162 250V249H161ZM66 251V252H67ZM84 251H85V253H84ZM132 251V250H131ZM154 251V250H153ZM248 251H247V253H248ZM252 251H251V253L250 254H252V256L253 255H255V257L253 256H251L252 257V260H250L251 259V257H250V255H248L247 257H245V258H240V255L238 256L240 259H243V260H241V264H249V262H250V264H252V261H253V258L254 259H257V261L256 260H254V263L255 264H264V253H262V251H264V250H257L259 253H256L255 254V251H254V253H252ZM256 251V252H257ZM72 252V253H73ZM142 253V255H144L145 254V256H146V254H147V252L145 251V250H135V253H134V251L131 253L130 252V254H131V257H130V259H132L131 260V262L134 260V257L136 258V257H139V258H136V259H143V256L141 255V253ZM157 252H159V253H156V255L158 254H160V252L161 251H157ZM161 253H163V252H161ZM98 254V255H97ZM104 254V255H103ZM129 254V253H128ZM129 254V255H130ZM164 254V253H163ZM260 254V255H259ZM77 255H78V257H77ZM93 255H95V256H93ZM214 255H216V254H214ZM210 256V258L211 259H213V261L215 260L214 258L215 257H217V256ZM231 255V254H230ZM100 256V257H99ZM103 256V257H102ZM161 256H163V255H161ZM161 256H160V259H161ZM221 256H222V258H224V259H222V261H221ZM224 255H222V254H219V261L217 262V261H214L215 263L214 264H221V263H224L225 261H227V263H230V261H229V259L231 258V257H234V255L233 256H230V258H229V254H228V257H223ZM241 256H243V254L241 255ZM92 257V258H91ZM94 257H95V259H94ZM214 257V258H213ZM73 258V259H72ZM75 258V259H74ZM102 258V259H101ZM158 258V256L156 257V259ZM163 258V257H162ZM210 258H209V261H210ZM227 258H228V260H227ZM235 258V257H234ZM234 258H231V260L233 259L234 260V262L237 260V259H234ZM237 258V257H236ZM247 258V261H249L248 263H247V261H245V259ZM249 258V259H248ZM129 259V260H130ZM183 259V262H184V260H187V261H185L184 263H188V258H183V257H180V258H178V260L176 261V262H174L173 264H182L183 262H181V260ZM217 260H218V258H216ZM73 260V261H72ZM162 261H163V259H161ZM191 260H193L192 262H194L193 264H203L202 263V260H201V262L200 261H198V259H190V262H191ZM195 260V261H194ZM197 260V261H196ZM200 260V259H199ZM204 260V259H203ZM206 260H208V259H206ZM225 260V261H224ZM233 260H232V262H233ZM83 261V262H82ZM88 261H90V262H88ZM157 261L159 262L160 260H158L157 259ZM179 261V262H178ZM209 261H208V263L207 264H210L209 263ZM213 261H212V263H213ZM224 261V262H223ZM238 261V260H237ZM236 261V262H237ZM244 261V262H243ZM256 261V262H255ZM82 262V263H81ZM100 262V263H99ZM130 262V263H131ZM188 263V264H192V262L191 263ZM197 262V263H196ZM203 262H205V261H203ZM207 262V261H206ZM235 262V263H236ZM130 263H128V264H130ZM166 262H163V264H165ZM211 263V264H212ZM226 263V262H225ZM42 264H52L51 263V261L50 260H48L47 259V261L45 260L44 262H42ZM92 264V263H91ZM95 264V263H94ZM132 264V263H131ZM159 264V263H158ZM160 264H162V262L160 263ZM167 264V263H166ZM168 264H170L169 262H168ZM172 264V263H171ZM230 264H232V263H230ZM234 264V263H233ZM238 264V263H237Z\"/></svg>", "mask_w": 264, "mask_h": 264}]
</instances>
